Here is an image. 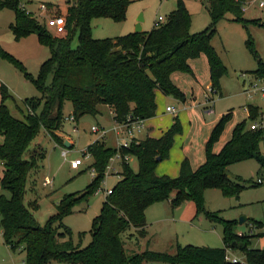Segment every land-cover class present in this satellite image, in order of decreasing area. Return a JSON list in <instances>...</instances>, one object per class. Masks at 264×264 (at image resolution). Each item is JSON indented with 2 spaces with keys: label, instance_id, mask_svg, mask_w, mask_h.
<instances>
[{
  "label": "trees",
  "instance_id": "16d2710c",
  "mask_svg": "<svg viewBox=\"0 0 264 264\" xmlns=\"http://www.w3.org/2000/svg\"><path fill=\"white\" fill-rule=\"evenodd\" d=\"M245 1L207 0L210 23L199 32H191V14L184 0H176L175 9L148 32L97 39L92 35V20L108 18L121 22L125 20L132 0H67L66 33L63 35H54L44 21L27 13L22 7L23 0H0V10L14 12L15 19L10 24L14 40L36 34L39 43L50 51L37 76H33L19 59L0 45V60L12 64L39 93V96L23 99L25 111L20 108L22 117L18 118L7 105L9 99L14 100L12 94L5 84H0V162L3 164L0 190L9 193L0 192V228L9 249L15 251L23 247V264H264V249L250 247V239L260 233L237 235V221L209 211L204 198L209 188H217L223 196L233 197L243 188L262 184L224 174L228 165L248 159H255L257 172L264 173V128L261 124L259 128H249L250 123L261 115L255 105L246 106L247 119L234 125L229 140L216 153L214 144L229 120L230 112L220 116L206 142L205 161L196 169L184 158L176 177L156 174L158 164L168 159L175 137L183 132L179 118L175 117L161 136L134 139L128 147L112 148L100 140L91 143L83 153L92 158L89 168L94 175L90 183L82 191L64 195L56 204V213L44 225L36 220L24 202L28 177L38 167V161L45 157L44 148L36 145L35 139L44 131L57 144L63 143L55 132L63 126L65 101L71 103L76 121L85 115H98L101 105L111 107L113 120L117 123L129 117L153 118L158 91L185 100L184 93L172 82L171 74L175 71L193 74L189 60L201 54L208 60L212 94L218 96L219 79L226 69L212 45L217 22L229 14L230 20L244 29L248 24L264 27V21L243 17L241 7ZM75 33L78 42L73 47ZM244 45L256 61L255 69L249 73L264 81V62L248 34ZM117 152L121 156H134L138 168L134 170L128 161L119 162L120 179L92 220L91 241L81 247L73 243L72 232L62 221L78 204L88 201L100 189L109 160ZM258 178H264V174ZM169 199L172 207L192 201L196 216L203 215L210 222L219 224L222 246L176 244L173 253L147 248L127 254L122 235L131 232L136 236L135 241L145 237L146 209ZM252 222L256 229L263 226L261 222ZM84 234L79 233V237ZM225 249L240 253L243 262L226 261Z\"/></svg>",
  "mask_w": 264,
  "mask_h": 264
},
{
  "label": "rangeland",
  "instance_id": "374dc122",
  "mask_svg": "<svg viewBox=\"0 0 264 264\" xmlns=\"http://www.w3.org/2000/svg\"><path fill=\"white\" fill-rule=\"evenodd\" d=\"M66 1L67 0L59 1L56 6L63 11L66 6ZM23 2L28 5L29 9H36V6L30 5L28 0H23ZM184 3L191 14V32H199L205 29L210 23V16L207 10V0H184ZM57 7L49 5L50 15L62 14L61 10H57ZM175 7L176 0H132L128 6L125 20L121 22H115L108 18L93 19L92 35L94 38L102 39L114 38L130 32H135L137 23L141 19L140 23L142 31L148 32L154 26V20L158 16L166 17L175 9ZM243 17L249 20L259 19L264 21V11L250 6L243 12ZM50 31L55 35L53 30L50 29ZM247 34L251 37L260 59L264 62V27L256 24H248L246 29H244L239 23L231 21L230 15L227 14L223 19L217 22V33L212 39V45L215 47L217 54L226 69V73L219 79V87L222 96H213L214 112L218 114L229 111L230 118L227 123L231 121V119L240 120L242 117V110L247 104H253L261 110V120L264 123V92L259 90V88L264 87V83H260L261 79L253 78V75L249 73V71H252V69L254 70L256 67V61L245 48L244 42L247 38ZM0 42H5L4 38H0ZM11 42L13 45L6 43H4L5 45L0 43V45L19 59L25 67L26 65H31L27 61V63L22 61L24 55L19 47H14V45H19L15 42L13 37ZM77 42V33H75L72 46L76 47ZM41 48L45 51L46 57L44 60H46L50 56V51L46 46L41 45ZM0 61L5 63V65H12L6 60ZM11 69L16 73L19 79L17 80V84H19L18 91L20 94H25L19 96V93H14L13 98L15 99L17 106L24 112L25 108L22 103L23 99L32 96H39V93L34 85L23 77L22 73L17 69ZM26 69L33 76H37L38 71L36 69H32V67ZM244 79L246 80L243 84L242 82ZM249 81L251 83L255 82V89L246 85ZM250 82L248 83L249 85L251 84ZM248 88L251 92L250 96L244 92V90ZM170 104L176 106L178 108L177 113H179L180 104L176 101H170ZM7 105L14 116L18 118L22 117V113L17 110L11 99L7 101ZM70 106L71 103L69 101L64 102L62 106V115L64 116L63 126L55 133L61 137L62 140L68 135L70 142H72V147H66L64 146V143L57 145L44 131L40 132L39 136L34 141V143L39 142L42 144L45 151V157L38 161V167L32 170L28 177L24 202L41 225H44L47 219L56 213V204L64 195L82 191L90 183L93 177L92 171L89 168L92 163V158L84 156L83 153L87 147L95 141V139L100 137L99 133H93L91 128L100 124L106 130L105 139L107 146L112 148L118 146L117 138L112 131L113 120L109 110L105 108V106H100V109H102V115H85L81 117L78 120L76 131L73 130V124L65 120L66 117L71 115ZM169 115L172 116L171 113ZM212 118L213 117H211L210 120H212ZM255 122L260 123L258 119ZM136 135L140 136L141 134L137 133ZM1 141L2 138L0 137V142ZM33 147L34 146L31 144L30 148L32 149ZM63 150L68 151L67 157L65 158L62 156ZM75 159L83 160L82 165H80L78 169H73L70 165V162ZM128 162L134 170H137L138 162L134 156H130ZM163 164L164 162H162L161 165ZM257 169V161L255 159H248L228 165L226 171L234 176H239L242 181L252 180L255 182L258 177H262L264 174L258 173ZM119 171V162H115L114 170H111L105 177L100 189L97 190L88 201L78 204L74 208L72 214L64 217L62 222L65 226L70 228L72 232L71 239L74 244H79L81 247H84L91 241L90 229L92 220L100 212L102 202L106 197L105 190L111 189L120 179V175L118 174ZM46 177L50 179V184H44ZM0 191L5 195L9 194L6 191ZM204 198L205 206L209 211L219 212L220 216L224 219L236 220V228L242 227L244 228V231H247L248 226L253 224L252 221L261 222L263 226L255 229L253 232V235L258 233H260V235L254 236L250 239V247L256 246L264 248V182L260 185L243 188L239 191L237 196L233 197H225L219 189L209 188L205 191ZM158 207L159 206H153L152 208L154 211V217L148 221V237L146 239L148 242V249L164 252V250L169 247L166 246L167 243L164 241V234L167 231L168 226L172 225L173 222L160 221L161 216L164 217L166 215ZM198 217H201V219H198ZM242 217H245L248 221L245 220V222L239 224L238 221ZM194 222L196 225L195 227L185 225L181 228V231L186 238L181 240L182 242H186L183 244L209 246L203 245L205 241L202 239L194 241L195 243H191L190 240L193 239L187 240V238H191L193 233H198L197 228L200 229V237L207 234L205 229L211 225L217 227V231L210 230V233L208 234L211 239L213 237L215 239V243L211 244H216L214 246L219 247L222 246L221 242L216 240L217 238L215 235L216 232L218 233V230L221 234V226L219 224L210 222L203 215L196 216ZM82 232L85 234L80 238L79 233ZM66 239H69V237H66ZM122 239L125 243L124 248L127 254L133 253V251H131L133 245V250H140L144 248L145 244H147L146 240H134L133 242H129L126 234L122 235ZM234 252L241 255L237 251ZM24 258L25 251L23 250V247L13 251L5 246L0 228V264H23ZM54 263L55 262L52 264ZM56 264L71 263L60 262Z\"/></svg>",
  "mask_w": 264,
  "mask_h": 264
},
{
  "label": "crops",
  "instance_id": "0c3cea01",
  "mask_svg": "<svg viewBox=\"0 0 264 264\" xmlns=\"http://www.w3.org/2000/svg\"><path fill=\"white\" fill-rule=\"evenodd\" d=\"M28 1L30 2V5L36 6V9L35 10L29 9L27 4H24L25 8L27 10L37 12L40 0H28ZM48 4L51 3L49 2ZM54 7L57 6L55 5ZM58 9L59 8L57 7V10ZM61 13L65 15L66 6L63 11L61 10ZM49 14H50V10H49ZM14 19H15V15L12 10L9 9L0 10V38H4L5 41V42H0L2 45H5L4 43L13 45V43L11 42L13 34L10 29V24L14 21ZM15 42L19 46L14 45V47H19L20 51L24 55L22 61L24 63L28 62L29 64H31V65H26V68L29 69L30 67H32V69H36L38 71L40 65L42 64V62L46 57V54L44 49L41 48V44L38 41L37 35L30 34L20 39L19 41H15ZM10 66L12 65H5V63L0 61V84L1 83L5 84L8 87L12 96H14L13 95L14 93H19L18 94L19 96L25 95V94H20V92L18 91L19 84H17V80L19 79L16 73H14V71H12L11 69V68L13 69L15 68L13 66L12 67ZM189 66L192 69L193 74L180 72V71H175L171 74L172 82L184 93L185 100H179L173 96L164 95L162 92L158 91L156 93L157 108H156L155 116L153 118L145 120L144 127L138 132L141 135L135 136V139L137 140H142L147 136L157 138L161 136L162 133L166 131L173 124V119L175 117L179 118L182 124L183 132L175 137L174 144L170 150L168 159L162 161L164 162L163 165H161L162 162H160L156 167V174L159 176L168 175L170 177H176L179 174L180 163L184 158H187L190 161V164L193 169H196L198 166L203 164L205 161V145L210 136V133L213 127L215 126V124L217 123L218 119L220 118V116L226 113L225 112V113L216 114L214 112V102H212L211 104L206 103L207 97L213 98L214 100L213 97L214 95L213 94L210 95V90L212 89L211 86L212 83L210 78V69H209L207 57L204 54H201L197 58L190 59ZM253 78L255 77L253 76ZM245 80L246 79L243 80L242 82L243 84L245 83ZM219 91H220L219 97H221L222 96L221 90L219 89ZM0 101H1V96H0ZM12 101L14 102V105L17 108V110L20 111V108L17 106L15 99ZM170 101L172 102L176 101L180 104L179 113H177L178 108L176 106L171 105ZM101 106H105V108L109 110L113 120V111L111 107L108 105H101ZM246 106L242 110V117L240 120L231 119V121L225 124L223 131L221 132L217 142L214 144L213 147L214 152L217 153L221 149V147L225 144V142L229 140L234 125L241 120L247 119L248 111ZM167 107H173L174 111L168 112ZM70 109L72 114V105L70 106ZM168 113L169 114L171 113L172 116H170ZM260 114H261V110H260ZM99 115H102V109H100V106H99V113L96 116ZM211 117H213L212 120H210ZM261 119H262V114L260 115V118L258 120L260 121L262 127L264 128V123L262 122ZM77 125H78V121H76V126ZM113 125H114V120H113ZM122 137H123L122 135L116 136L117 141L119 142L120 140H122ZM96 140L104 141L106 143L105 137L103 138L98 137L97 139H95V141ZM63 143L64 146L65 143H67L68 147H72L71 144L72 142H70L68 135L63 140ZM35 144L43 148L42 144H40L39 142H35ZM2 174H3V164L0 162V179L2 177ZM153 206H159L158 208H160V210L164 212L166 215L164 217L161 216L160 221L173 222L172 225L168 226V229L164 234V241H166L167 243L166 246H169L166 250H164V252L173 253L175 251L176 244L186 245L183 244L186 242L181 241L182 239H186L183 232L181 231V228L185 225L193 226V227L196 226L194 222V219L196 218V207L194 203L192 201H188L177 207H172L171 199H169L167 201L155 203L149 206L146 209L147 235L143 238H139V240L141 241L146 240L147 242L146 238L148 237V221L153 219L154 217V211L152 209ZM198 219H201V217H198ZM197 229H198L197 231L198 233H193L191 235V238H187V240L193 239L190 240V242L195 243L194 241H199V239H202L203 241H205L203 245L219 247V246H214L216 244H211V243H215V239L214 237L211 239V237H209L208 235L210 233V230L217 231V227H213L209 225V227L205 229L207 234L202 235L201 237L199 236L200 229L199 228ZM242 231L244 232V228L242 227L236 228V232H242ZM125 234L129 242H133L134 240H136L135 234H131V232H126ZM1 235H2V230H1ZM215 235L217 238L216 240H219L221 242V234L219 233V230L218 233L217 232L215 233ZM5 246L8 248L6 244ZM124 247H125V243H124ZM133 247L134 245L132 246L131 251L141 252L148 248V242L147 244H145L144 248L140 250H133ZM252 248H260V247L253 246ZM260 249H264V248H260ZM231 253L234 257L243 260L242 255H239L234 251H232ZM148 264H167V263L153 262Z\"/></svg>",
  "mask_w": 264,
  "mask_h": 264
},
{
  "label": "built area",
  "instance_id": "2783aa9c",
  "mask_svg": "<svg viewBox=\"0 0 264 264\" xmlns=\"http://www.w3.org/2000/svg\"><path fill=\"white\" fill-rule=\"evenodd\" d=\"M61 1V0H40L39 3V7H38V11H30L27 10L24 6V4L22 5V7H24L27 11V13L31 14V16L35 17L36 19L42 20L45 22V24L47 25V27L51 30H53V32L56 35H63L66 33V19H65V15L63 14H54V15H50L49 14V7H48V3L50 2L52 5H57V3ZM254 7L256 9H259L261 11H264V0H246L242 7L241 10L244 12L248 7ZM165 17L163 16H158L155 20H154V25H158L160 22H162L164 20ZM260 83H264L263 80H260ZM251 83V82H250ZM248 87L255 89L256 85L255 82L251 83L250 85L247 84ZM260 91L264 92V87L259 88ZM245 93L250 96V90L249 88L245 90ZM212 94V89L210 90V95ZM213 102V98L211 99L210 97L206 98V103L207 104H211ZM167 111L168 112H172L174 111L173 107H167ZM65 120L69 121L70 123L73 124V130L76 131L77 130V126H76V119L74 117V115H69L68 117L65 118ZM144 122L145 120L139 119V118H135V119H131L130 117L123 121V122H114V125L112 127V131L115 133L116 136L122 135V140H120L118 142V146L117 147H128L131 143L132 140L135 139L136 134L144 127ZM260 127V123L258 122H252L249 125L250 129H256ZM91 131L94 133H99L100 137L103 138L106 135V130L102 127V126H93L91 128ZM68 151L67 150H63L62 151V156L65 158L67 157ZM86 156L91 157L90 154H87ZM130 158V156L125 155V156H121L120 152H117L114 156H112L109 160V163L107 165V169H106V176L110 173L111 170H114V163L115 162H120L121 160L124 161H128ZM83 160L82 159H75L72 160L70 162L71 168L73 169H78L80 165H82ZM92 174L94 175L93 170ZM50 179L46 178V180L44 181V184H50ZM264 182V178H257L256 179V183H263ZM112 193V188L111 189H107L105 190V194H111ZM255 226L249 225L248 226V230L244 231V232H237V235L241 236V235H251L253 234L254 230H255ZM224 259L226 261L235 263V262H240L242 263L243 260L238 259L237 257H234L230 251V249H225V254H224ZM72 264V263H71Z\"/></svg>",
  "mask_w": 264,
  "mask_h": 264
},
{
  "label": "water",
  "instance_id": "95a60500",
  "mask_svg": "<svg viewBox=\"0 0 264 264\" xmlns=\"http://www.w3.org/2000/svg\"><path fill=\"white\" fill-rule=\"evenodd\" d=\"M142 20V19H141ZM140 20V21H141ZM140 21L137 23V27H136V29H135V32H140V31H142V27H141V23H140ZM65 146H67L68 147V144L67 143H65ZM224 174L227 176V177H229V178H233L234 177V175H232V174H230L228 171H224ZM244 220H245V217H242V218H240L239 219V221H238V223L239 224H242L243 222H244Z\"/></svg>",
  "mask_w": 264,
  "mask_h": 264
}]
</instances>
